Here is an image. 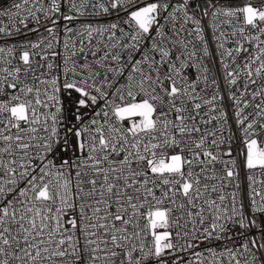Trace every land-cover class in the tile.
I'll list each match as a JSON object with an SVG mask.
<instances>
[{
  "label": "snow or ice",
  "instance_id": "obj_1",
  "mask_svg": "<svg viewBox=\"0 0 264 264\" xmlns=\"http://www.w3.org/2000/svg\"><path fill=\"white\" fill-rule=\"evenodd\" d=\"M0 264H264V0H0Z\"/></svg>",
  "mask_w": 264,
  "mask_h": 264
}]
</instances>
